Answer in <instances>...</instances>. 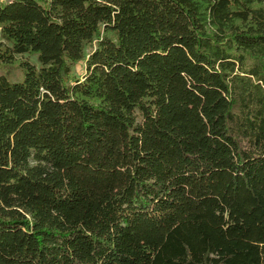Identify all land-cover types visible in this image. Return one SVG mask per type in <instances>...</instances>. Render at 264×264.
<instances>
[{"label": "trees", "instance_id": "obj_1", "mask_svg": "<svg viewBox=\"0 0 264 264\" xmlns=\"http://www.w3.org/2000/svg\"><path fill=\"white\" fill-rule=\"evenodd\" d=\"M0 30L39 62L0 74V264H264V0H0Z\"/></svg>", "mask_w": 264, "mask_h": 264}, {"label": "rangeland", "instance_id": "obj_2", "mask_svg": "<svg viewBox=\"0 0 264 264\" xmlns=\"http://www.w3.org/2000/svg\"><path fill=\"white\" fill-rule=\"evenodd\" d=\"M11 0H4V2H8ZM6 41L2 38L1 30H0V53L4 49ZM96 46V41L93 43H88L86 45L85 54L88 55L93 48ZM17 58V61H15L12 64L4 63L0 61V74L6 75L11 81H20L23 79V70L22 67L19 65V61L21 60H28L33 64L39 65V62L37 60L36 56L30 55L28 53L25 54H17L15 56ZM86 72V66L85 62L81 61L78 64L74 65L73 67V74L76 77H82L84 76V73Z\"/></svg>", "mask_w": 264, "mask_h": 264}]
</instances>
